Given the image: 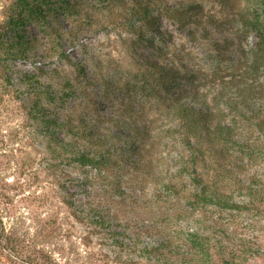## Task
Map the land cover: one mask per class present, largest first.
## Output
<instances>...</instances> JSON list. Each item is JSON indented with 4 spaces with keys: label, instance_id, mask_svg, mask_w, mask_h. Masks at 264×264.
<instances>
[{
    "label": "rangeland",
    "instance_id": "374dc122",
    "mask_svg": "<svg viewBox=\"0 0 264 264\" xmlns=\"http://www.w3.org/2000/svg\"><path fill=\"white\" fill-rule=\"evenodd\" d=\"M180 255L264 264V0H0V264Z\"/></svg>",
    "mask_w": 264,
    "mask_h": 264
},
{
    "label": "trees",
    "instance_id": "16d2710c",
    "mask_svg": "<svg viewBox=\"0 0 264 264\" xmlns=\"http://www.w3.org/2000/svg\"><path fill=\"white\" fill-rule=\"evenodd\" d=\"M188 112V111H187ZM192 114H195V111L193 109H190V111ZM192 114L189 115V118L191 117L192 118ZM195 115L197 116H194L192 119H191V126L192 127H195V128H199V123L202 119V117L204 118V116H202L201 113H196ZM60 149L62 151H67L63 146L60 147ZM67 149H70L69 147H67ZM79 159H81V161H84V162H90L87 158L85 157H80ZM92 161V160H91ZM170 250V247L169 246H166V244L162 245V244H158L155 248L154 251H159V252H167V256L171 257V256H176L175 254H172L170 252H168ZM188 256L187 255H180V259H179V262L182 264V262L184 260H188L187 258ZM189 261V260H188Z\"/></svg>",
    "mask_w": 264,
    "mask_h": 264
}]
</instances>
